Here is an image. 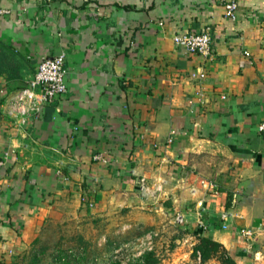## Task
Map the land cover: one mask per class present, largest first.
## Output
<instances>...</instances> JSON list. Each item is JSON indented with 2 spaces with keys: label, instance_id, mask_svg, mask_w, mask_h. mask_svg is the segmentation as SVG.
<instances>
[{
  "label": "crops",
  "instance_id": "crops-1",
  "mask_svg": "<svg viewBox=\"0 0 264 264\" xmlns=\"http://www.w3.org/2000/svg\"><path fill=\"white\" fill-rule=\"evenodd\" d=\"M231 1L0 0V264L49 222L146 206L175 219L198 264H221L194 255L201 237L264 264V0H236L235 19ZM206 28L211 55L175 44ZM59 54L65 95L10 117L9 98Z\"/></svg>",
  "mask_w": 264,
  "mask_h": 264
},
{
  "label": "rangeland",
  "instance_id": "rangeland-1",
  "mask_svg": "<svg viewBox=\"0 0 264 264\" xmlns=\"http://www.w3.org/2000/svg\"><path fill=\"white\" fill-rule=\"evenodd\" d=\"M172 219L165 212L146 206L133 210L116 209L108 215H78L59 225L49 222L30 244L20 263L30 264L37 250L40 264H57L55 255L69 247L73 251H102L104 254V251L111 250L106 241L112 236L116 245L123 244L118 252L128 251L139 256L144 251L154 250L159 264H198L199 255L192 257V241L183 237L182 228ZM102 259L97 264H113L109 254H106L104 263ZM114 259L123 260L121 264L127 263L122 253Z\"/></svg>",
  "mask_w": 264,
  "mask_h": 264
},
{
  "label": "built area",
  "instance_id": "built-area-1",
  "mask_svg": "<svg viewBox=\"0 0 264 264\" xmlns=\"http://www.w3.org/2000/svg\"><path fill=\"white\" fill-rule=\"evenodd\" d=\"M237 8L238 2L236 0L229 2L227 4L228 16L233 19L237 18ZM174 41L178 48L187 53L204 56L212 54V34L210 28L202 31L177 33L174 36ZM245 54L250 55L249 51H246ZM67 91L66 55L59 54L53 57H45L39 63L28 85L18 90L9 98L6 113L10 117L21 119L25 123L30 115L34 113L39 114L46 105L62 97ZM259 131L264 132V122L259 125ZM172 141L173 139L170 138V142ZM97 159H103V157L99 155ZM5 164L6 158L0 157V167H3ZM211 186L217 192V185L212 184ZM142 189L147 190L145 181L142 182ZM221 218L222 228H229V225L226 223L228 213H223ZM177 222L180 224L184 223L183 217H177ZM261 228L264 229V222L259 226V229ZM237 232L247 240L255 236V231L250 228H241Z\"/></svg>",
  "mask_w": 264,
  "mask_h": 264
},
{
  "label": "trees",
  "instance_id": "trees-1",
  "mask_svg": "<svg viewBox=\"0 0 264 264\" xmlns=\"http://www.w3.org/2000/svg\"><path fill=\"white\" fill-rule=\"evenodd\" d=\"M97 221H99V219ZM115 240L116 239L112 236L108 237L106 243H108V248L112 251H104V254H102V251H73L69 247L68 250L63 248L61 251H58L59 253L55 255V260L57 261V264H72V262H77L76 264H97L101 258H103L101 262L105 261L104 258L106 254H109L113 264H121L123 260L114 258L119 253H122L123 259H126V264H159L154 250L144 251L139 256H134V254L128 253V251L118 252L117 250L119 248H123V244L118 246L115 244ZM26 251L18 255V257L13 260L11 264H23V262L20 263V261L24 259ZM37 251L34 253L35 255L33 256V260L30 264H40L41 258ZM198 253H200L204 262L215 255L219 258L221 264H238L234 257L228 253L226 248H224L220 243L207 237H201L200 243L195 246L194 255H198Z\"/></svg>",
  "mask_w": 264,
  "mask_h": 264
}]
</instances>
